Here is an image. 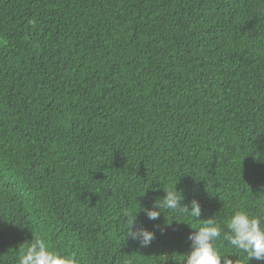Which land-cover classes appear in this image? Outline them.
<instances>
[{"label": "trees", "instance_id": "16d2710c", "mask_svg": "<svg viewBox=\"0 0 264 264\" xmlns=\"http://www.w3.org/2000/svg\"><path fill=\"white\" fill-rule=\"evenodd\" d=\"M175 186L201 220L141 210L156 239H126ZM237 210L264 217V0H0V264L34 237L184 264L191 225Z\"/></svg>", "mask_w": 264, "mask_h": 264}, {"label": "clouds", "instance_id": "9594fccd", "mask_svg": "<svg viewBox=\"0 0 264 264\" xmlns=\"http://www.w3.org/2000/svg\"><path fill=\"white\" fill-rule=\"evenodd\" d=\"M162 199L153 202L151 207L144 206L134 215L125 210L127 218L126 239L138 244L140 248L150 247L156 239V231L160 225L153 224L152 229L142 222L137 223V214L142 210L149 221H157L165 210L186 212L190 218L201 217L202 206L198 199L193 198L188 204H181L184 199L182 192L175 187H165ZM227 231L217 224L213 218L202 220L199 226L191 225L194 230L187 239L191 243V251L185 255L184 264H241L239 258L223 253L217 247V241H227L231 249L246 254L247 264L255 260L264 264V217L252 216L246 210L235 211L226 224ZM19 264H79L75 254L51 248L44 239L34 237L19 247ZM124 264H131L125 260Z\"/></svg>", "mask_w": 264, "mask_h": 264}]
</instances>
